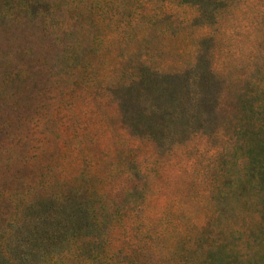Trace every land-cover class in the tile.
<instances>
[{
    "label": "rangeland",
    "instance_id": "374dc122",
    "mask_svg": "<svg viewBox=\"0 0 264 264\" xmlns=\"http://www.w3.org/2000/svg\"><path fill=\"white\" fill-rule=\"evenodd\" d=\"M31 236L264 264V0H0V238Z\"/></svg>",
    "mask_w": 264,
    "mask_h": 264
},
{
    "label": "trees",
    "instance_id": "16d2710c",
    "mask_svg": "<svg viewBox=\"0 0 264 264\" xmlns=\"http://www.w3.org/2000/svg\"><path fill=\"white\" fill-rule=\"evenodd\" d=\"M253 168H252V170H254ZM236 184L237 183H233V184L230 183V187H229V190H227V192H229L231 190L232 186H235ZM88 215H89L88 219H90V222L93 223L92 213L88 212ZM69 221L71 223H75L74 220L72 219V217L69 218ZM36 232H37V230H33V231H31L30 234H34ZM71 232H74V228H71L69 225L67 226V228L65 226V249H70V246L72 244L71 243L72 240H79L82 237L81 232H77L70 237L69 233H71ZM37 234H38V232H37ZM66 236H67V238H66ZM68 238H70L71 241H69ZM22 243L23 242L19 243V239L11 238L8 240L5 238V239L1 240V238H0V264H45L46 262L50 261V260H45V255L50 254V252H51L50 249H52V246H53L51 243L46 245L48 247L45 248V246L43 244L37 242L35 240V238L33 236H31V238H29L28 254L27 255H22V251H23L24 246H25V244H22ZM49 245H50V247H49ZM220 255H221V253H220ZM242 256H244V255H242ZM207 258L212 260L213 256H209ZM231 258H232V256H231ZM225 259H228L229 263H227ZM210 264H214V263L211 262ZM217 264H238V263L237 262H230V257H224V255H222L218 259Z\"/></svg>",
    "mask_w": 264,
    "mask_h": 264
}]
</instances>
